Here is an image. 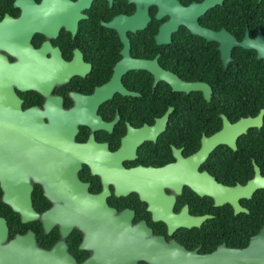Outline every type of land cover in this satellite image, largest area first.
Wrapping results in <instances>:
<instances>
[{"label":"flooded vegetation","instance_id":"flooded-vegetation-1","mask_svg":"<svg viewBox=\"0 0 264 264\" xmlns=\"http://www.w3.org/2000/svg\"><path fill=\"white\" fill-rule=\"evenodd\" d=\"M204 1L0 0V84L7 80L10 63L17 68V82H4L17 100L9 108V101L0 99L2 158L9 166L24 163V119L15 121L19 110L37 108L50 136L56 134L52 123L76 119L75 141L86 148L71 154L54 183L72 181L76 170L90 196L106 193L103 202L109 210L95 242L86 224H72L64 235L59 223L47 230L41 217L24 222L12 209L18 217L4 216L9 240L32 231L40 247H58L77 264L97 257L114 258V264H153L158 258L164 264L169 263L168 247L151 243L141 230L138 234V225L144 223L166 244L202 255L224 244L246 248L264 228V185L250 196L238 195L239 209L233 196L217 199L195 189L196 170L206 174L199 182L212 179L226 187H247L257 175L264 178V119L238 135L235 147L219 144L201 159L204 138L222 131L224 116L235 124L264 109L244 115L231 97L223 96L220 88L248 86L247 81L221 82L223 73L262 74L264 59L255 49L235 46L225 65L220 42L197 35L185 23L195 19L194 7ZM198 20L238 41L259 33L264 37V0H215ZM200 84L211 90L210 99ZM37 158L51 164V155L39 153ZM53 159L56 167L55 155ZM121 167L151 170L144 179L146 191L127 190ZM31 181L40 214L72 197L63 190L46 194L40 182ZM154 185L163 194L159 189L153 194ZM0 191L2 200L1 185ZM118 219L130 226L122 223L126 229L119 231ZM143 249L150 258L141 257Z\"/></svg>","mask_w":264,"mask_h":264},{"label":"water","instance_id":"water-1","mask_svg":"<svg viewBox=\"0 0 264 264\" xmlns=\"http://www.w3.org/2000/svg\"><path fill=\"white\" fill-rule=\"evenodd\" d=\"M214 4L215 0H206L201 4H196V7H194L196 11L193 12L195 19L190 20L189 18L185 23L197 35L207 40H216L220 42L219 48L222 51V58L225 65L231 60V50L235 46L255 49L258 51V57L264 59V37H260V33L254 39L245 37L243 41H238L235 37L226 34L224 31L215 33L200 25L198 17ZM186 11H191V7L186 9ZM16 72V64L10 63L7 80L4 82H17ZM4 82L0 84L3 85L0 87V99H7L9 104H6V106L10 108L11 105H14L13 102L17 100V95L12 86H7ZM197 87L205 91L206 98L210 99L211 90L206 84H200ZM2 106L5 108V103H2ZM20 116L24 119L23 124L25 130V136L23 135L25 147L24 151L21 150L20 153L21 155L24 154V163L20 164L19 167L17 164L9 166L5 163V159L2 158L0 151V185L3 189L2 201L9 205L15 212L20 213L24 222L36 220L41 217L47 230L50 229L54 222H57L60 224L64 235L70 230L72 224L82 227L86 224L87 229L85 230L92 234L90 238L95 242L99 241L97 232L98 225L100 221H102L104 212L109 211L104 206L105 204L103 202L106 193L94 197L90 196L87 191V185L80 183V180L77 178L76 170L72 171V181L60 183L57 187L53 179L55 176H59L57 172H63L62 166L70 162V157H72L71 154H82L86 148L85 145L75 141V135L78 130L76 125L80 122L76 119H74V121H66L67 124L56 121L51 124V129L53 131L55 130L56 134L50 136L48 133L50 126L45 124L37 108L28 109L24 113H21L19 110V116L15 119L16 124L20 120ZM263 119L264 109L261 110L258 116L244 118L235 124L230 123L224 116V128L222 131L211 138H204L200 155L201 159L208 155L219 144H230L235 147L237 136L246 132L251 126H261L263 124ZM7 122L11 123L9 120H7ZM11 128L16 129L17 127L12 126L10 129ZM26 131L32 132L31 134H27ZM39 153L51 155V164L48 163V161L47 163H42L43 159L37 158ZM53 155L56 156V167L53 163ZM38 164H41V166ZM77 167H79V161ZM120 172L121 182L127 190L137 189L146 191L145 188H148V184L144 179L151 176V170L144 168L127 170L121 167ZM197 172L196 170V191L200 194L215 195L217 199H219V196H233V198L230 197V199L237 209H239V202L237 200L238 195L250 196L257 186L264 185V178L259 175H257L247 187H241L239 185L236 187H226L214 183L212 179H210L209 184H205L199 182L198 179L205 177L206 174H199ZM31 179L40 182L45 188L46 194L50 195L63 190L62 193L68 195L70 193L72 197L65 200V204H62L63 206L57 203V209H50L40 214L34 207L32 197L34 186ZM70 185H72L73 188L69 192L66 188ZM154 186L155 188L152 191L153 194H157L158 189L159 193L163 194L159 186ZM223 202L224 201H222V203ZM68 212H70V214H68ZM157 218H160V216ZM50 220L51 222H49ZM104 220H106V218H104ZM48 223L51 224L49 225ZM122 223L130 226L129 223H125L122 219H118L116 227L119 231L126 229L123 227L124 225H122ZM140 230L149 238L148 241L151 243L156 246L162 245L165 248L168 247L170 251L169 263L164 264H264V228L251 238L250 244L246 248H230L224 244L213 253L204 255L197 253V251L189 252L172 243L166 244L162 237L154 236L152 232L146 228L144 223L138 225L136 228L138 234H140ZM156 248L158 249L159 247ZM149 249L151 248L148 247V250ZM143 253H145L144 249L141 257ZM145 254L150 258L147 252ZM113 259L114 258L108 260L106 258L103 261L97 257V259H91L84 264H107L108 262L114 264L115 262H113ZM161 261L162 259L158 260L157 258L152 263L163 264ZM0 264H77V262L65 253L61 254L60 248L58 247L50 250L40 247L32 231L23 235L17 234L13 239L9 240L8 221L4 216L0 215Z\"/></svg>","mask_w":264,"mask_h":264},{"label":"trees","instance_id":"trees-1","mask_svg":"<svg viewBox=\"0 0 264 264\" xmlns=\"http://www.w3.org/2000/svg\"><path fill=\"white\" fill-rule=\"evenodd\" d=\"M233 80L247 81L248 86L244 88L233 87L234 89L228 87L227 89L220 88L222 89V92L225 93L223 96L226 99L231 97V100L235 101V104L233 105L235 109L243 111L244 115L257 114L261 107H264V73L260 74L256 72H249L238 73L237 75L232 74L231 76L229 74L223 73L221 82L226 83ZM252 82L254 83L251 85ZM0 215H3L8 219L17 216L12 208L5 204L1 199ZM247 239L248 238H245V241H247Z\"/></svg>","mask_w":264,"mask_h":264}]
</instances>
